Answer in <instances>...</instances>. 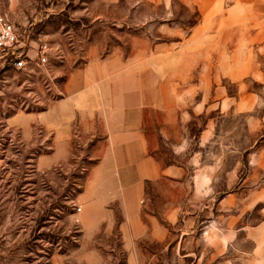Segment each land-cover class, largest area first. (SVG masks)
<instances>
[{
  "label": "rangeland",
  "instance_id": "obj_1",
  "mask_svg": "<svg viewBox=\"0 0 264 264\" xmlns=\"http://www.w3.org/2000/svg\"><path fill=\"white\" fill-rule=\"evenodd\" d=\"M0 14L19 34L30 30L31 58L0 75V264H263L261 232L252 243L229 235L264 222V43H254L262 28L224 27L223 42H199L195 0H0ZM43 44L47 63L38 66ZM184 45L191 90L154 73ZM87 60L103 68L105 84L143 83L149 98L150 84L160 82L159 98L174 105L177 124L161 140V159L185 172L175 202L167 186L149 187L136 205L162 224V236L149 219L129 217L127 203L101 224L83 212L91 143L42 168L49 151L42 130L25 136L7 125L13 113L37 114L61 98L66 73Z\"/></svg>",
  "mask_w": 264,
  "mask_h": 264
},
{
  "label": "crops",
  "instance_id": "obj_2",
  "mask_svg": "<svg viewBox=\"0 0 264 264\" xmlns=\"http://www.w3.org/2000/svg\"><path fill=\"white\" fill-rule=\"evenodd\" d=\"M195 3L201 16L199 42H223L224 27L242 26L262 28L255 36L263 38L255 37L254 43H264V0H233L228 6L224 0H195ZM206 28H215V35L208 37ZM190 50L184 45L181 50L170 52L167 70L156 68L154 73L157 76L167 73L173 85L180 80L184 89L191 90ZM228 66L232 67L230 63ZM180 81L177 86L181 85ZM150 87L155 90L151 98L145 96L143 83L125 79L105 84L103 68L97 69L91 60H87L66 73L61 98L50 102L37 114L15 112L8 117L7 125L18 128L25 136L32 133L33 126L42 130L49 139V151L40 160L42 168L65 160L75 146L91 143L89 154L92 163L80 195L83 212L101 224L99 220L113 217L114 207L121 205L124 208L127 203L129 217L149 219L162 229L158 234L162 236V224L160 226L154 216L148 215L147 210L136 209L137 201L146 198L147 188L167 186V201L174 203L176 183L185 172L176 163H166L161 159V140L168 138L177 119L175 110L171 109L174 106L171 101L159 98V91L161 87L165 90V85L155 82ZM177 153L180 150L173 152ZM184 185L192 186V182L184 181ZM234 199L232 195H228L227 200L223 199L227 209H234V202L228 205ZM167 218L174 219V213ZM260 232L264 236V222L257 228L248 227L246 230L237 225L231 228L229 235L231 243L241 234L246 243H252ZM254 243L262 245L257 241Z\"/></svg>",
  "mask_w": 264,
  "mask_h": 264
},
{
  "label": "built area",
  "instance_id": "obj_3",
  "mask_svg": "<svg viewBox=\"0 0 264 264\" xmlns=\"http://www.w3.org/2000/svg\"><path fill=\"white\" fill-rule=\"evenodd\" d=\"M30 30L27 29L23 34H19L13 24L0 14V75L3 70L12 67L16 70L25 69L28 61V39ZM48 46L40 45L35 52V61L38 66L47 63ZM77 212L81 209L78 207Z\"/></svg>",
  "mask_w": 264,
  "mask_h": 264
}]
</instances>
